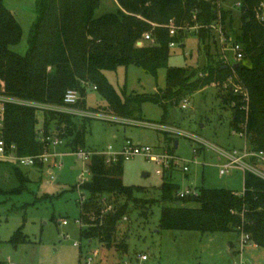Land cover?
Returning a JSON list of instances; mask_svg holds the SVG:
<instances>
[{
	"label": "trees",
	"instance_id": "16d2710c",
	"mask_svg": "<svg viewBox=\"0 0 264 264\" xmlns=\"http://www.w3.org/2000/svg\"><path fill=\"white\" fill-rule=\"evenodd\" d=\"M36 1L37 18L30 27L26 51L21 55L11 49L21 40V26L4 0H0V95L61 105L65 92L72 89L80 94L76 107L88 109L87 88L95 86L106 102L107 114L130 119L142 114L143 104L152 103L162 108L164 121L169 106H177L195 91L211 84H224L233 77L247 93V100L232 90L224 96L223 103L232 110L230 129L244 132L251 150H264V22L255 17L264 0H239L238 28L232 27L228 10H222L214 0H114L115 11L99 17H95V12L100 0ZM219 15L226 35L233 36V43L242 48L238 65L215 59L206 46V63L202 68L169 66L170 45L184 46V36L181 29L171 35L168 27L198 24L199 41L209 39L211 45H218L213 30L204 26L217 21ZM146 32L151 33L152 41L142 39ZM130 65L140 67L155 80L158 71L164 68V88L135 93L127 92L124 87L117 92L105 72ZM37 111L32 106L4 102L0 138L7 147L14 145L18 156L39 154L47 147L36 129ZM75 118L44 111L43 136L61 139L64 148L72 152L83 148L87 121L78 125ZM123 162L118 158L106 164L102 155L93 154L87 163L90 179L79 187L87 193L86 200L80 204L81 217L87 225L80 227V238L88 243L96 239L111 245L117 224L128 211L126 201L138 202L134 194L141 188L123 183ZM0 164L11 165L4 160ZM14 169L21 177L19 170ZM16 191L20 188L13 190ZM178 191L179 185L170 177L160 185L157 202L165 204L160 209V229L202 234L234 231L239 237L247 234V241L264 248V179L245 171L241 193L201 187L196 195L178 197ZM103 195L114 199L123 196L125 202L103 214L100 200ZM25 241L26 235L20 227L8 243L17 246ZM121 248L126 251L127 246ZM0 264L5 263L0 261Z\"/></svg>",
	"mask_w": 264,
	"mask_h": 264
},
{
	"label": "rangeland",
	"instance_id": "374dc122",
	"mask_svg": "<svg viewBox=\"0 0 264 264\" xmlns=\"http://www.w3.org/2000/svg\"><path fill=\"white\" fill-rule=\"evenodd\" d=\"M238 2L221 0L218 3L222 10H228L234 28L240 26ZM4 3L21 26V40L11 49L22 55L27 48L30 27L37 18V1L4 0ZM116 7L114 0H100L95 17L114 12ZM198 27L197 24L193 29H181L184 46L180 43L171 47L169 66L202 68L206 63V46L217 60L222 55L233 58L229 49L233 36H227L229 44L222 51L218 45H211L209 39L199 41ZM165 73L164 68L160 69L155 80L140 67L130 65L106 71L105 75L117 92L125 87L127 92L149 93L157 87L164 88ZM232 86V83L211 84L195 91L186 97V108H181L182 102L169 106L164 121L162 108L152 103L143 104L142 114L130 119L107 114L105 100L92 87L87 88L86 107L102 118L99 115L75 118L78 125L87 121L82 149L108 152V146H112L113 151H118L122 143L130 140L149 146L154 152H169L176 158L175 165L157 174L156 170H162L161 165L143 156L123 162V183L140 187L141 191L134 194L138 202L126 201L128 211L117 224L112 244L107 246L96 239L88 243L80 238V224L76 220L81 218L83 226H87L80 209L81 199L86 200L87 193L78 186L79 178L90 179V174L86 162L64 148V142L54 149L56 158L43 166H20L14 161H7L11 165L0 164V261L5 264H79L93 256V262L102 264H264V248L248 245L242 249L234 231L202 234L158 227L160 209L165 204L157 200L160 185L167 177L179 185V190L212 187L243 191L244 172L232 168L220 174L225 159L214 150V146L225 150L240 148L246 142L244 136H238L229 127L232 110L223 100ZM43 114L36 112L38 131L42 128ZM187 135L198 136L205 143H197ZM194 148H197L195 153ZM184 165L187 171H183ZM13 167L19 170L22 179ZM17 188L20 191L13 192ZM100 200L103 214L125 202L123 196L114 199L111 195H103ZM63 220L67 223L62 224ZM20 227L26 241L13 246L8 240ZM122 245L127 246L126 251ZM139 254H146L147 260L140 261Z\"/></svg>",
	"mask_w": 264,
	"mask_h": 264
},
{
	"label": "built area",
	"instance_id": "2783aa9c",
	"mask_svg": "<svg viewBox=\"0 0 264 264\" xmlns=\"http://www.w3.org/2000/svg\"><path fill=\"white\" fill-rule=\"evenodd\" d=\"M214 1L219 3V1L221 0H214ZM237 5L238 7H240V2H238ZM255 17L259 22H264V2H260L256 10ZM204 27L213 30L214 35L216 36V42L218 46L221 47L222 51H225L226 49L225 46L229 44L228 43L229 41L227 39V35L223 27V24L221 23L220 15L218 16L217 21L211 23L210 25H205ZM168 28H169V33L172 35L178 29H184V28L193 29L195 27H187V25H185L176 28L175 26L170 25ZM142 39L145 41H152L151 33L150 32L144 33ZM170 46L172 47L174 46V44L171 43ZM229 49L233 54V58L229 59L225 55H222L221 59L223 60V62L226 64L238 62L242 58V48L240 44L231 42L229 44ZM228 83H232L233 85L232 91L234 94L241 95L244 100H247V93L242 89L240 85L234 82L233 77H229L224 84L227 85ZM92 88L94 90L96 89L95 86H93ZM79 99H80L79 92L77 90H72V89H69L65 92L63 98V104L61 105L36 103V102H30L16 98H9L7 96L0 95V125L4 110V102H13L17 104L32 106L41 112L51 110L54 112L70 114L73 117L91 118L99 115L96 114L97 112H94L92 110L76 107V104L79 101ZM181 102H182L181 108H186L188 102L187 98H184ZM99 116L102 118V115ZM39 132H40L39 134L40 139L47 142V147L43 152L35 155L18 156L14 152L15 149L14 145H10L9 147H7L4 140L0 138V160L14 161L16 164L20 166H33V165H45L49 161H51V159H55L57 156V152H55L54 149L57 146L62 145L63 141L57 137H52V136L44 137L42 134V128ZM237 134L240 137L241 136L245 137L244 132H238ZM187 137L192 138L197 143L204 142L202 139H200L198 136L195 135H187ZM107 149L108 152H94V151H86L82 148H78L74 151V154L78 159L86 162V165L90 161L93 154H98L102 156L107 154L108 157L105 158L103 156L106 163L116 162L118 158H121L123 161H126L135 156H143L147 159L154 161L156 164L161 165L162 170H156L157 174H162L165 169H169L175 165L173 162L176 158L172 154H169V152H162V153L154 152L151 147L141 144H135L130 140H126L118 151H113L112 146H108ZM196 150L197 148H194L193 152L195 153ZM214 150L220 157L225 159V163L220 166L219 169L220 174H225L232 168H239L243 172L248 171L258 176L259 178L264 179V150H260V151L251 150L246 142H244L243 146L240 148H231L229 150H225L223 148L214 146ZM182 169L183 171H187L188 167L184 165ZM88 180H89L88 178H84L83 176H81L79 178V184L81 185L82 183L87 182ZM196 194H197V190H191V189L179 190L177 193L178 197H184V196L196 195ZM83 199H81V203L84 201ZM124 219H126V217H124ZM76 222L80 224V227L84 228L81 218L77 219ZM66 223H67L66 220L62 221V224H66ZM239 239L241 242L242 249L245 246L254 244L250 241H247L248 240L247 234L241 235ZM93 255H96V253H94ZM137 258L140 261H145L147 260V255L139 254ZM92 263H94L93 256L88 257L82 264H92Z\"/></svg>",
	"mask_w": 264,
	"mask_h": 264
},
{
	"label": "crops",
	"instance_id": "0c3cea01",
	"mask_svg": "<svg viewBox=\"0 0 264 264\" xmlns=\"http://www.w3.org/2000/svg\"><path fill=\"white\" fill-rule=\"evenodd\" d=\"M92 89H93V88H92ZM158 89H160V88L157 87V88L155 89V91H157ZM93 90H94V89H93ZM155 91H154V92H155ZM231 118H232V116H231ZM231 118H230V120H231ZM230 120H229V122H230ZM229 127H230V126H229ZM122 145H123V143H122ZM122 145H120V147H121ZM60 146H61V145H60ZM57 147H58V146H57ZM120 147H119V149H120ZM60 148H62V147H60ZM220 148H221V147H220ZM233 148H235V147H233ZM218 158H219V157H218ZM236 192H237V191H236ZM241 192H242V191H241ZM241 192H238V193H241ZM251 245H252L253 247H257V246L254 245V244H251Z\"/></svg>",
	"mask_w": 264,
	"mask_h": 264
},
{
	"label": "water",
	"instance_id": "95a60500",
	"mask_svg": "<svg viewBox=\"0 0 264 264\" xmlns=\"http://www.w3.org/2000/svg\"><path fill=\"white\" fill-rule=\"evenodd\" d=\"M237 65H238V63L235 64V66H237ZM146 175H147V174H146Z\"/></svg>",
	"mask_w": 264,
	"mask_h": 264
}]
</instances>
